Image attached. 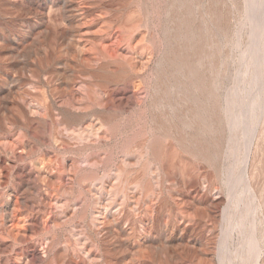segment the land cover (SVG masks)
<instances>
[{"label":"bare ground","instance_id":"1","mask_svg":"<svg viewBox=\"0 0 264 264\" xmlns=\"http://www.w3.org/2000/svg\"><path fill=\"white\" fill-rule=\"evenodd\" d=\"M132 1L0 0V152L15 156L14 143L39 142L41 128L45 149L71 155L61 168L55 157L27 163L17 155L20 165L12 155L8 166L0 163V187L8 168L19 193L3 211L6 235L21 245L10 252L0 240V264H261L257 220L264 225V182L256 188L253 182L264 160L233 156L240 143L234 149L232 140L172 141L141 128L136 137L123 138L110 126L116 112L140 107L137 96L147 77L155 82L152 14L127 13ZM100 22L104 27L96 28ZM183 36L181 44L189 46L194 37ZM202 112L187 111L183 118L205 124ZM173 113L163 109L160 115L170 120ZM156 115L151 107L146 112L153 127ZM241 115L228 121L233 129L241 127ZM157 128L167 136L168 127ZM149 198L154 203L146 205ZM53 208L63 220L51 215ZM93 213L98 222L89 218ZM72 225L81 229L82 245L67 230ZM236 231L237 239L242 236L237 249Z\"/></svg>","mask_w":264,"mask_h":264},{"label":"rangeland","instance_id":"2","mask_svg":"<svg viewBox=\"0 0 264 264\" xmlns=\"http://www.w3.org/2000/svg\"><path fill=\"white\" fill-rule=\"evenodd\" d=\"M134 1L137 7L134 6ZM147 1L149 0H133V3L131 2L127 7L126 12H137L141 14V16L145 15V11L152 14L153 35L156 36H154V52L156 53L153 57L154 63L152 64V73L153 77H155V82H153L154 86H152L149 82L150 77L149 79H147L148 77L146 78V82L148 81L146 87L140 90L137 96L140 107H135L136 109L132 108L124 114L120 112L119 114L118 112L113 114L114 117L111 119V121H113L110 122V126L114 128V133L123 138H132L138 135L141 128V130L145 132L154 131L155 136L158 138L161 136V139L168 138L172 141L179 140L178 138H183L185 140H207L206 142H211V140L214 142H227L232 140L234 149L236 148L235 146L240 143L235 151L233 149V156H243L247 153L252 159L259 158L264 160V0H151L150 5H148ZM146 4L148 7H146ZM62 21L61 25L66 26L67 21ZM46 26H49L47 22ZM95 27L104 26L100 22L95 25ZM92 28L89 27L87 29L91 30ZM194 28L200 30L197 38ZM185 33L189 39L194 37L192 41L190 40L189 46H186L187 48L184 47L179 40L183 35H185L183 36L184 39H188ZM177 35L180 37H177ZM191 35L192 37H190ZM139 63L140 62H138V65H142L144 61ZM165 77L166 79H164ZM165 86L168 88L166 89ZM131 91L132 88L129 89V93H131ZM150 107L155 110V115L157 114L155 116V127H153V123H151L146 116V112L149 111ZM160 109H169L170 113L175 111V114L173 113L174 116L171 114L172 118H170V120H164L160 115ZM198 110L201 112L203 111L202 115H204L205 124H200L197 118H183L187 111L191 112ZM142 112L143 115L141 117ZM240 114H242L241 127L238 126L233 129L228 121L233 119L235 115ZM176 116L181 118L178 119ZM156 117L160 119V122ZM165 121L167 124H165ZM183 122H186L188 126ZM140 123L142 125L145 124L143 125L144 128ZM158 123L168 127L167 136L164 138L163 135L158 132L159 130L157 127L160 125ZM124 125L126 127H124ZM152 128L154 130H152ZM155 128H157V132ZM39 131V142L37 140H32L31 142V140L23 139L21 145L19 143L13 144V147H15L13 151V153L15 152L16 154L15 156L14 154L4 156L5 154L0 152L1 165L8 166V162L11 161L8 157L12 155L15 157L12 162L15 164L18 162V164L21 165L17 158L22 155L27 163L31 161L37 162L40 159L43 161L45 160L44 163H46L49 158L55 157V162L59 164L60 168L64 165L68 167L71 155H63V153L60 152L57 153V151L51 148L49 149L48 146L47 149H45L46 146L41 143L44 139V134L41 128H39ZM13 134L14 135H11L12 139L16 137L14 132ZM156 134H158V136ZM19 147L22 148L20 149ZM32 147L31 154L27 150L30 151ZM246 147L247 149H245ZM20 150H26L27 153H24L28 157ZM46 151H48V153ZM35 153L37 154L34 155ZM17 155L19 156L17 157ZM259 168L258 166L256 167L260 175L255 169L258 175L255 174L257 180L254 177L253 186L256 183L258 184L255 188L264 182V180H262L264 168L261 166H259ZM11 172L12 170H8V168L3 170L5 174L2 179L3 185L0 187V240L10 245V252L21 248V245L13 242L14 240L11 234H8L9 236L6 235L8 233L7 225H9V223H6V220L3 218V211L11 209V206L15 204L14 197L15 199L19 197L13 172ZM111 172L116 173L117 170L113 169ZM5 175L7 176L5 177ZM151 177L153 184L156 185L157 177L154 176V174H152ZM11 180L13 182H11ZM199 180L200 185H202L203 179L200 178ZM38 181L43 184V177H39ZM131 186H133V184ZM135 198L136 197H132L130 199L131 202L129 207L131 209L136 205L137 198ZM149 199L145 200L144 203L146 205L154 203L155 199ZM73 202L72 200V203ZM73 206L69 207V212L74 209ZM117 208L118 206L115 205L112 207L111 211L115 212ZM263 208L264 206H262V210H264ZM52 211L54 213L51 212V215L54 218L63 220L64 214L62 211H55L54 208ZM89 218L93 222H98L99 214L93 213ZM259 219L257 221L260 222L261 220ZM259 222H257V238L259 237V240L262 238V240H258V244L259 247L261 246L260 248H262L260 249V255L263 253L261 258L259 257V260L261 264H264V225L261 222L259 226ZM122 226H125V222H122ZM77 228L79 227H74V225H72L69 226L67 230L71 236H73L72 238L77 240L79 245H82L85 242V237L81 229ZM140 229L141 228L138 227L139 233L141 232ZM152 233L154 236L156 235V240L160 241L156 234V230H153ZM239 233L240 232L236 231L233 235V241L235 240V242H233V248L235 249H237L236 247L242 241L240 240L242 236L241 238L240 236L238 239L236 238L238 235H241V233ZM121 236L120 238H122L123 241L128 242L129 245L133 244V239L126 241V236ZM219 237H216L217 241ZM236 241L237 245L235 244ZM84 253H86V251ZM97 254L98 253H93V255H89L86 253L85 256H88L92 261H98L99 257ZM98 262L103 264L101 261Z\"/></svg>","mask_w":264,"mask_h":264}]
</instances>
